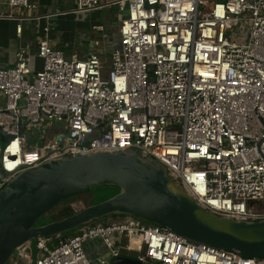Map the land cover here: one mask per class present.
I'll use <instances>...</instances> for the list:
<instances>
[{"label":"built area","instance_id":"1","mask_svg":"<svg viewBox=\"0 0 264 264\" xmlns=\"http://www.w3.org/2000/svg\"><path fill=\"white\" fill-rule=\"evenodd\" d=\"M105 1L75 0L73 12L96 11ZM0 4L17 10L6 18L17 22L19 36L35 4ZM108 5L120 12L108 61L65 59L44 39L34 53L19 47L13 66L0 67V130L7 135L0 136V190L45 162L133 151L159 163L205 212L264 220V0ZM51 124L58 132L47 143L29 145L21 133ZM121 217L83 226L52 247L37 239L33 264H112L121 256L140 264H264ZM17 258L32 264L25 247L9 261Z\"/></svg>","mask_w":264,"mask_h":264},{"label":"water","instance_id":"2","mask_svg":"<svg viewBox=\"0 0 264 264\" xmlns=\"http://www.w3.org/2000/svg\"><path fill=\"white\" fill-rule=\"evenodd\" d=\"M0 136L7 138L1 130ZM104 186L116 187L117 192L71 216L36 226L61 203ZM113 215L136 218L243 258L264 259V220L234 221L207 213L159 163L125 151L45 162L5 184L0 190V264H7L31 240L52 238ZM112 264L140 263L121 256Z\"/></svg>","mask_w":264,"mask_h":264},{"label":"crops","instance_id":"3","mask_svg":"<svg viewBox=\"0 0 264 264\" xmlns=\"http://www.w3.org/2000/svg\"><path fill=\"white\" fill-rule=\"evenodd\" d=\"M30 1L35 4V8L30 14H23L26 18L21 22L22 32L19 36L15 32L17 22L6 18L7 15L16 16V11L9 8L6 4H0V14H3L5 17L0 19L1 68H10L13 66L14 54L19 47L29 48L24 45L23 23L27 27L35 28V47L40 40L45 39L49 45L60 50L62 53V50L65 49L67 59L72 57L85 59L90 54H96L101 59L108 61L111 51L118 44V36L116 37L117 43L115 45L110 44L107 39L111 37L104 26L95 23L89 17L91 11L74 13L75 0ZM107 6L109 5H104V7ZM100 9L92 12H97ZM44 28L48 29L46 34L43 31ZM89 29L91 32H89ZM61 35H64V39ZM32 64L35 70L41 66L40 60L35 57L33 58Z\"/></svg>","mask_w":264,"mask_h":264},{"label":"rangeland","instance_id":"4","mask_svg":"<svg viewBox=\"0 0 264 264\" xmlns=\"http://www.w3.org/2000/svg\"><path fill=\"white\" fill-rule=\"evenodd\" d=\"M112 1L113 0H106L104 4H109ZM13 10L17 11L16 9H13ZM119 15H120V12L118 10V7L113 6V5L103 7L97 12L91 11L89 13V17L91 18L92 21L104 26L109 36L111 37L107 40L109 41L110 44L112 43L113 45L117 43L116 37H117V31H118ZM23 25H24L23 39L25 43L24 45L28 46L30 50L33 51L34 53L36 50L35 40H34L35 28L27 27L25 23H23ZM89 32H91L90 29H89ZM61 36L64 39V35H61ZM62 51H63L64 58L66 59L67 58L66 50L63 49ZM57 132L58 131L56 129L55 124H51L49 127L40 126L37 128H30V129H27V127H21V133L25 134L29 145L37 144L39 142L47 143V141L51 139ZM116 192L117 191L115 189L110 188L106 191L96 190L95 192H91L90 194L78 196L73 201L67 204L58 205L57 207L52 209L50 212H48L44 218L45 220H51V221L61 220L63 219V216H61V211L66 206H69L71 210L73 211V213H77L87 206L97 204L103 200L110 198ZM125 218H126L125 216L121 217V219H125ZM115 219L116 218H109V217L103 218V219L98 220V224L103 223V222L113 221ZM25 252L28 254V257L30 258L31 263L33 264V261L36 259V255H37V250L35 248V240H31L30 242L26 244ZM129 256L133 257L134 254H130ZM12 263L25 264V262L21 258L13 259L12 262L11 261L7 262V264H12Z\"/></svg>","mask_w":264,"mask_h":264},{"label":"trees","instance_id":"5","mask_svg":"<svg viewBox=\"0 0 264 264\" xmlns=\"http://www.w3.org/2000/svg\"><path fill=\"white\" fill-rule=\"evenodd\" d=\"M115 189L117 191V188L116 187H112V186H104V187H98V188H95V189H92L88 194H90L91 192H95L96 190H100V191H106L108 189ZM76 198V197H75ZM75 198H71L63 203H61L62 205L63 204H67L71 201H73ZM73 213V211L71 210V208L69 206H66L65 208H63V210L61 211V216H63V218H66L68 216H71ZM45 217V216H44ZM42 217L37 223H36V226H39V225H44V224H47V223H50V222H53L51 220H45V218ZM117 217H120V216H110L109 218H117ZM96 223H98V221H94V222H91L88 224V226H93L95 225ZM104 224L108 223V222H103ZM83 228V226L81 227H78L70 232H66V233H63L61 235H58V236H55V237H52V238H47L50 240V242L48 243V246L49 247H52L56 244H58L59 242H62L64 240H66L67 238H69L70 236H73L75 235L77 232H79L81 229ZM35 243H36V240H35Z\"/></svg>","mask_w":264,"mask_h":264}]
</instances>
